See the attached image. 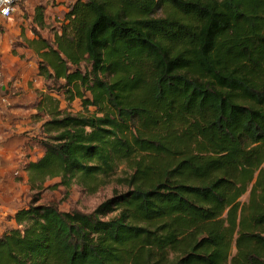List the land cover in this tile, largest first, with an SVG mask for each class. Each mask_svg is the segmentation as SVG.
<instances>
[{"label":"trees","instance_id":"1","mask_svg":"<svg viewBox=\"0 0 264 264\" xmlns=\"http://www.w3.org/2000/svg\"><path fill=\"white\" fill-rule=\"evenodd\" d=\"M64 21L38 75L87 113L47 111L29 184L94 194L126 166L127 190L33 199L0 264H264V0H77Z\"/></svg>","mask_w":264,"mask_h":264},{"label":"crops","instance_id":"2","mask_svg":"<svg viewBox=\"0 0 264 264\" xmlns=\"http://www.w3.org/2000/svg\"><path fill=\"white\" fill-rule=\"evenodd\" d=\"M77 0H22L12 17L5 20L0 18V97L6 103L0 107V181L10 177L11 171L20 163V156L28 153L27 163L36 162L43 156L40 146L28 145L24 148L23 142L17 141L15 135L18 131L31 129L40 131L43 121L37 117L38 113L64 108L60 101V94L64 91H49L51 79L38 75V57L46 43L53 45L55 38L61 35V27L65 24V15ZM29 26L30 31L27 30ZM47 50V49H45ZM49 73L52 70L49 68ZM32 75V76H31ZM53 82V81H52ZM58 87L64 85L63 78L57 79ZM48 93V96L45 93ZM41 96L51 101L52 108H45L41 103L35 102L26 108V99ZM18 104V105H16ZM21 117V120L14 118ZM48 117V116H47ZM29 126H28V125ZM17 158V159H16ZM25 170V168H24ZM24 179L29 180V173L22 172ZM21 185H2L0 183V196L5 194L2 202L0 198V235L7 225H13L10 219L16 211L9 201H19ZM21 190L24 187H20ZM10 216L9 220H6ZM6 224V225H5Z\"/></svg>","mask_w":264,"mask_h":264},{"label":"rangeland","instance_id":"3","mask_svg":"<svg viewBox=\"0 0 264 264\" xmlns=\"http://www.w3.org/2000/svg\"><path fill=\"white\" fill-rule=\"evenodd\" d=\"M159 16H161V13H158ZM27 30L30 31L29 26H27ZM85 64L82 65L81 69L82 72H84V69L87 68ZM32 76V75H31ZM60 86L58 87V83L50 81L48 85H45L47 88V92L53 91L57 92L58 90L64 91L62 88L61 83H59ZM45 93V95L48 96V93ZM67 95V94H66ZM64 92L60 94V101L55 98L57 105L61 103L63 106L62 111H67L71 114H86L84 107L82 106V101L79 97H76L72 102H69L67 100ZM85 97L91 99V96L89 93L85 94ZM41 103L45 106V108H52L51 101L48 102L47 99H44L41 96V99H39V96L30 99H26V108L31 105L33 106L34 103ZM6 103V102H5ZM5 103L1 104L0 107H2ZM18 105V104H16ZM94 107H89L88 112L92 113L94 112ZM40 117V120L43 121L47 118V114L41 113L38 115ZM18 119L21 120V117L14 118V121ZM28 125V124H27ZM29 126V125H28ZM17 141L24 143V148L28 145L32 146H39V143L41 141L42 135L41 130L33 132L31 129H24L18 131L16 134ZM17 159V158H16ZM20 163L17 162V167H14V169L11 171L10 177H6L0 181L2 185H13L18 184L24 187L21 190V186L19 187V190L21 192V198L19 201H13L12 203L9 201L7 204L11 205L12 209H21L25 208L29 205L30 202H32L33 199L37 200L38 204H52L54 205L59 211L67 212L71 210L80 211L82 213H90L99 203L106 200L107 198L111 197L115 192L122 193L127 190L126 186L123 185V183H119L118 178L125 176L126 166H121L116 173L108 178L105 181L104 186L98 189L97 192L94 194H89L85 190H83L81 187L73 186L70 190H66L63 186H58L59 179H53V180H47L42 186L31 188V185L29 184L28 179H24L22 172L25 171L24 168L27 164L28 159V153L20 156ZM264 168V164H263ZM14 172H17V175H14ZM57 186V187H56ZM5 194H3L1 197H5ZM248 194H245L241 199L240 202L244 203L247 201ZM1 198L2 202L5 201ZM10 216L7 217L6 220H9ZM14 224V223H13ZM6 225V224H5ZM9 226V225H7ZM235 248L232 247L231 254L234 255Z\"/></svg>","mask_w":264,"mask_h":264},{"label":"built area","instance_id":"4","mask_svg":"<svg viewBox=\"0 0 264 264\" xmlns=\"http://www.w3.org/2000/svg\"><path fill=\"white\" fill-rule=\"evenodd\" d=\"M21 1L22 0H0V18L5 20L11 18ZM5 102L6 100L0 97V106ZM14 175H17V172H14Z\"/></svg>","mask_w":264,"mask_h":264}]
</instances>
